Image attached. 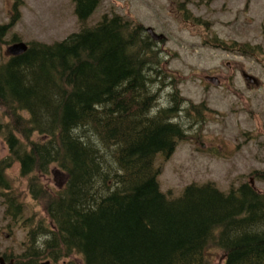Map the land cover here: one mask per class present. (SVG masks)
I'll list each match as a JSON object with an SVG mask.
<instances>
[{
    "label": "trees",
    "instance_id": "obj_1",
    "mask_svg": "<svg viewBox=\"0 0 264 264\" xmlns=\"http://www.w3.org/2000/svg\"><path fill=\"white\" fill-rule=\"evenodd\" d=\"M72 1L83 24L100 3ZM11 11L0 38L19 20L18 1ZM27 45L0 63L8 149L0 196L18 219L22 203L5 173L18 162L46 218L23 221L16 264H75L72 254L80 264H205L210 243L223 251V264H264V196L249 182L226 191L191 183L176 197L161 191L154 159L167 158L184 136L176 121L182 98L174 86L169 105L155 109V89L172 81L141 23L104 14L61 40ZM51 165L67 177L57 192L37 180Z\"/></svg>",
    "mask_w": 264,
    "mask_h": 264
},
{
    "label": "rangeland",
    "instance_id": "obj_2",
    "mask_svg": "<svg viewBox=\"0 0 264 264\" xmlns=\"http://www.w3.org/2000/svg\"><path fill=\"white\" fill-rule=\"evenodd\" d=\"M17 1L19 20L0 38V63L9 56L12 35L23 42L51 43L83 25L96 24L104 14L124 15L163 34L157 47L172 87L155 89L159 95L154 107L169 105L175 86L183 108L176 121L185 131L172 154L154 159L161 191L176 197L188 184L207 182L226 191L252 180L264 196V0H100L84 24L72 0H0V24L9 21ZM205 76L216 77L219 84ZM0 120L7 121L2 108ZM7 154L0 136V159ZM5 173L23 211L12 219L0 196V255L6 253L15 261L28 230L23 221L32 218L36 224L46 214L42 201L32 198L19 163ZM66 178L56 165L37 174L40 184L54 192L62 189ZM204 251L205 264H223L224 253L216 244H208ZM68 259L81 261L76 254Z\"/></svg>",
    "mask_w": 264,
    "mask_h": 264
},
{
    "label": "water",
    "instance_id": "obj_3",
    "mask_svg": "<svg viewBox=\"0 0 264 264\" xmlns=\"http://www.w3.org/2000/svg\"><path fill=\"white\" fill-rule=\"evenodd\" d=\"M146 31L151 35L152 39L154 40H162L164 38L163 34H157L156 32H154V30L151 27H147ZM27 48V45L23 42H16L13 43L12 45H10L7 48V53L11 54V55H19L20 53L24 52ZM205 79H207V81L213 83V85H218L219 81L216 77L214 76H205ZM251 185H253L252 180L250 182ZM0 264H15L13 259H9L8 261H6L4 259L3 256L0 255Z\"/></svg>",
    "mask_w": 264,
    "mask_h": 264
},
{
    "label": "flooded vegetation",
    "instance_id": "obj_4",
    "mask_svg": "<svg viewBox=\"0 0 264 264\" xmlns=\"http://www.w3.org/2000/svg\"><path fill=\"white\" fill-rule=\"evenodd\" d=\"M144 29H145V27H144ZM244 73V72H243ZM246 79V78H245ZM249 80V79H248ZM256 80V79H255ZM250 81V80H249Z\"/></svg>",
    "mask_w": 264,
    "mask_h": 264
},
{
    "label": "bare ground",
    "instance_id": "obj_5",
    "mask_svg": "<svg viewBox=\"0 0 264 264\" xmlns=\"http://www.w3.org/2000/svg\"><path fill=\"white\" fill-rule=\"evenodd\" d=\"M147 32V31H146ZM148 33V32H147ZM149 34V33H148ZM150 35V34H149Z\"/></svg>",
    "mask_w": 264,
    "mask_h": 264
}]
</instances>
